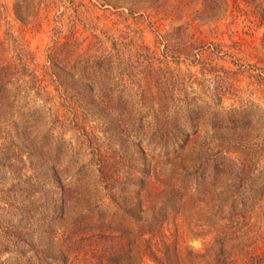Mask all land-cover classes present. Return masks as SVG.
<instances>
[{"label": "rangeland", "instance_id": "obj_1", "mask_svg": "<svg viewBox=\"0 0 264 264\" xmlns=\"http://www.w3.org/2000/svg\"><path fill=\"white\" fill-rule=\"evenodd\" d=\"M112 1L0 0V62L18 78L0 106V230L28 232L19 240L49 258L92 264L75 256V219H104L119 227L94 237L127 240L120 222L149 216L188 172L200 175L188 186L200 200L173 201L166 232L197 250L218 231L239 236V251L264 247V199L226 224L203 192L230 200L243 195L237 174L248 189L254 164L264 172L259 32L245 33L236 0ZM156 4L171 17L157 18ZM14 253L1 252V264Z\"/></svg>", "mask_w": 264, "mask_h": 264}, {"label": "trees", "instance_id": "obj_2", "mask_svg": "<svg viewBox=\"0 0 264 264\" xmlns=\"http://www.w3.org/2000/svg\"><path fill=\"white\" fill-rule=\"evenodd\" d=\"M95 1L101 5L111 6L114 4L112 0ZM120 1L122 4L125 0ZM130 1L141 2L144 0ZM159 1L162 3L166 2V0ZM187 4L188 2L185 1L183 5H180L182 6L181 11L178 12L180 16L181 13L183 15L187 13L185 11ZM226 5L227 2L224 1V6ZM155 7L156 11L154 12V15L156 14L157 18L161 19L165 16L171 17L172 10L169 6L165 7L161 4H156ZM233 7H235L236 10L238 9V11H241V17L243 20L245 19V33L253 34L254 32H259L260 46L264 59V0H236ZM130 8L131 7H129L128 10L132 11ZM27 10L28 9L26 6V11ZM224 10L226 11V8ZM154 15L151 16L153 17ZM184 48L186 51L187 49L188 51H191L190 47L187 48L185 46ZM218 52H221L222 55H231L230 52H227V50L219 49ZM257 52L258 53L256 54V57L261 56L259 47ZM195 56L200 59L201 52L196 50ZM8 61V59H3L0 62V106L7 104L8 99H11L13 96H15V93H17V91H15V87H13V84L18 78H13V80H11L8 77V74L11 70V68L9 69L11 64ZM15 72L16 74H20L17 72V70H15ZM222 114L224 116L225 112ZM213 165H211L212 168L209 170V176L212 178L216 177L214 174L216 169L218 170L216 167L217 164L214 166ZM245 167L246 165L242 164L239 168H242L243 170ZM247 167L250 168L251 166L247 165ZM254 167L255 173L252 171V180L254 181V186L248 189H244L245 185L247 184H243V178L241 174H237L239 182H241V190H239L243 193L241 196L239 195L236 196V198L233 197L230 198V200H226L220 194L221 188H218L217 190V187L209 186L206 188L207 191L203 190V192L208 194V197L204 199L210 203V206L213 209L223 213V219L225 220L226 224L229 222H237L239 220V218L235 215L236 212L246 210L251 206L250 203L254 204L258 200L264 199V172L261 175L259 174L261 169L257 168L258 165L254 164ZM190 174L186 172L185 176L179 180V186L181 190L177 188L178 186H172L171 190L168 191V194L164 195V198L159 200L158 207H156L157 210L153 209L154 211L150 212L149 216L144 218L133 217L132 220L120 222L122 224V230L128 234L127 240H124L120 236H118V239L120 240H115L113 237H111V240H105V237L101 239L94 237L90 232H92L96 227H100L102 225L105 227L106 225H109V228L114 229L116 226H118H110L111 224H108L110 222H106L104 219L103 221L105 222H101L97 218H92L86 216V214H83L82 218L84 219V222H80L78 218V226H76L75 219V256L82 257V259L90 258L92 264H134V257L137 258V256H140L139 258L141 260L147 256L152 259L155 264H264V247L253 246L250 250L239 251L237 249L236 240V238L239 236L233 235L235 233L230 230L229 231L233 234L230 232L218 231V233L215 234L213 238L209 239L205 243L201 250L186 246L183 244V242L180 243L178 233L165 231L163 228V223L166 224L168 222V214H165L164 210L170 207L172 203H176L177 201H180V206H184V204L188 201V198L186 197L187 195L191 200L194 196H196L195 193L201 192L197 186L188 189V186H191L190 182L195 183L198 176L200 177V175L193 176L194 174ZM213 181H215V179ZM196 198L200 200V197L198 198L196 196ZM144 211L145 209L142 210V212ZM165 218L167 220H165ZM111 231L112 230L103 228L100 232L108 233ZM14 232L15 230H0V253L3 251L17 253L19 251L21 257L16 259L15 264H70V262L67 260L68 256L65 254H61L62 256L59 257V259L57 257L54 259L55 257L53 256H50L51 258H49L43 252H41V250L36 249L33 242L27 243L25 240L23 242L20 241L19 239L23 240L24 237L26 238L28 236V232L20 230L16 231V233ZM21 235H23V238H21ZM112 235H114L113 232ZM131 236H135L136 238H131ZM29 244H33V247L31 250H29V256H25L24 249L25 247L29 246ZM18 245L22 246L21 250H18ZM8 247H10V249ZM36 247L38 248L37 243ZM123 259L124 261H122ZM1 263L3 262H0V264Z\"/></svg>", "mask_w": 264, "mask_h": 264}]
</instances>
